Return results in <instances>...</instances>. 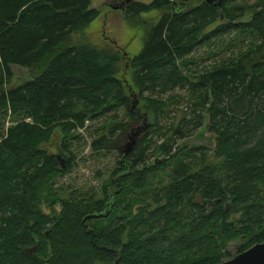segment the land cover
<instances>
[{
    "label": "trees",
    "instance_id": "obj_1",
    "mask_svg": "<svg viewBox=\"0 0 264 264\" xmlns=\"http://www.w3.org/2000/svg\"><path fill=\"white\" fill-rule=\"evenodd\" d=\"M229 1L221 9L207 0L126 6L130 19L164 11L133 60L139 96L151 105L144 113L116 76L119 53L70 44L73 34L100 16L91 0H0V264H175L173 251H163L168 245L192 255L183 264H221L232 257V242L240 241V253L264 243V0L238 8H228ZM247 14L250 21L243 20ZM202 48L209 56L198 59L195 51ZM16 68L34 75L7 88ZM170 107L184 111L171 127L176 139L193 136L208 119L207 129L216 135L213 160L204 147L174 152L173 138L153 148L147 133L166 140L158 122ZM120 110L130 124L118 122ZM152 112L157 121L151 124ZM100 119L95 151L111 150L105 145L117 131L122 141L149 123L157 130H148L128 155L121 152L109 182L117 189L107 200L77 192L64 196L57 182L72 171L71 144L81 141L79 131L88 121ZM57 131L65 167L43 147ZM149 150L166 157L149 166ZM163 174L169 182L157 207L150 209L143 195H121L144 194L152 176ZM118 200L133 222L119 217ZM57 203L64 206L58 214ZM114 212L116 230L103 227ZM95 213L108 216L84 222ZM233 214L241 216L231 219ZM127 227L137 237L130 235L119 250ZM32 247L36 252L29 254Z\"/></svg>",
    "mask_w": 264,
    "mask_h": 264
},
{
    "label": "rangeland",
    "instance_id": "obj_2",
    "mask_svg": "<svg viewBox=\"0 0 264 264\" xmlns=\"http://www.w3.org/2000/svg\"><path fill=\"white\" fill-rule=\"evenodd\" d=\"M125 0H91V8H96L100 11V16L87 28L84 30L73 34L70 38V44L73 45H80V46H89L94 47L96 49H111L116 53L120 54V61L115 65L116 68V76L122 80L123 84L126 87V93L128 96L131 97V102L137 99L139 100V108L142 110L141 112L146 113L147 109L151 108V105L147 103L146 100L141 99L140 95V88L137 86L135 76H136V69L133 67V60L134 58L143 50L146 40L149 37V34L154 27V25L159 21L161 16L163 15L164 11L162 10H153L148 13H143L141 16L130 19L126 16V11L122 9H115V6L121 5ZM135 2H143V3H151L154 0H134ZM259 0H236L231 3V0L227 3L228 8L234 7L238 8L243 6L244 4L248 6L256 5ZM225 0L223 1V6ZM222 6V8H223ZM233 9V8H232ZM252 18L251 14H247L243 20L244 21H250ZM215 28L214 26H211L207 29V31L212 30ZM229 37H233L230 35ZM225 49V46L223 50ZM207 51L206 48L198 49L195 51L198 53V59L200 58H206L209 55H204ZM213 62V59H209L207 61L208 64ZM34 74H32L29 70L26 69H15V77L7 84V88H11L15 84H18L22 81L29 80ZM183 94V93H180ZM136 95V97H135ZM184 111L182 110H174L170 107L167 108L165 112V117L161 119L159 118V126H161L163 129L160 130L162 133H168V135L165 137L166 140L160 138V133L154 134L151 132L147 133V137L149 140H153V148L157 145H163L169 139L173 138L174 143V152L178 150H185L186 148H198V147H204L205 149H208L210 160L214 159V148L216 144V135L209 132L207 129L208 125V119L205 120V125L200 130H198L193 136L186 137V138H174L172 135L173 129L178 126L179 119L183 116ZM151 119L150 122L155 123L157 121L156 119V113H151ZM144 122L143 120H141ZM118 122L122 125H128L130 124V119L126 115L125 111L120 110ZM148 125V128L146 131H143L138 138L137 143L134 145V149L137 148V146L140 144L141 138L145 137L144 134L148 130H157V128H152V125ZM11 125V121H7L6 128H8ZM103 126V120L100 119L99 121H96L94 123H91L88 121L87 123V129H81L79 133L81 134V141L79 142H73L72 145V153L75 156L76 160L74 161L72 171L69 175L59 178L57 184H60L63 189L66 191L64 193V196H68L71 192H77V194H96V198H100V201H104L108 199V196L117 189V187H114L110 185V177L113 173L114 169L118 165V161L123 158V155L121 152L125 153L128 150V144L132 141L130 138V135L126 136L125 138H122V141H119L120 139V133L121 131L116 132V137L114 140H109V145L105 146H112L113 148L111 150L107 149H101V150H94L92 146L93 139L96 137V131L100 129V127ZM174 126L173 129L171 127ZM120 127V126H119ZM90 135L92 136H89ZM107 133V130L100 131V134ZM151 133V134H150ZM146 135V134H145ZM153 135V136H152ZM142 136V137H141ZM62 138L63 135L57 131L51 141H49L47 144H44L43 147L51 154H55V156H60V162L65 163L67 162V156L60 153V148L62 144ZM84 138V139H83ZM147 139V140H148ZM123 150V151H122ZM188 150V149H187ZM147 153L150 155V160L148 165H153L155 161H162L166 157L163 152L157 151L156 154L154 153V150H149ZM126 154V153H125ZM128 155V154H126ZM170 171V169H168ZM164 176V177H163ZM163 176H152L150 183L151 185H148L144 187L145 193L142 194L140 190H137V192L134 193H122V196L130 197L134 195L135 197H141V195L144 196V198H147L145 200H141L142 202H146L147 206L152 209L154 207H157L156 202L160 198V191H162L169 182V178L167 175L163 174ZM59 186V185H58ZM57 186V187H58ZM128 185H125V188H128ZM121 188V187H119ZM118 188V189H119ZM109 194V195H108ZM139 204V203H137ZM117 205L119 207V213H121V216L125 215L129 218L126 219L129 222H133L134 218L130 214L127 215L128 212H124V207L122 203H120V200H118ZM43 209L46 210L45 212L48 215L54 216V213H52L51 209L47 208L48 206L43 204ZM139 205H135L133 208L134 212L137 213L139 209ZM55 209H57V214L60 212H63L64 206L62 204L57 203ZM231 208L229 205H227L226 211H230ZM52 213V214H51ZM115 215L112 217H109L106 219L105 223L103 224V227H107L108 225L113 227V230H116V226L113 224H116V217L118 214L114 212ZM241 214H233L231 219H238L240 218ZM56 217V216H54ZM58 218V215L56 219ZM86 218V217H85ZM91 220V221H90ZM88 224L95 223L92 221V219H88L84 222H88ZM121 225L123 224L122 221H120ZM120 225V224H119ZM51 227V225H49ZM94 226V225H93ZM127 231H124V233L121 232V241L124 242L121 248L119 250H122L127 243H129L130 235H134V237H137L135 235V232L129 230L127 227ZM90 230V229H89ZM157 231H154L153 234H155ZM152 234L151 232L145 233L146 235ZM47 235V234H46ZM49 235V234H48ZM174 235L178 236L179 232H176ZM162 236V235H161ZM175 237V236H174ZM240 241H235L229 244L228 251L231 253L232 257H228L224 259V261L231 260L237 254L240 252ZM33 248V247H32ZM173 251L174 255L177 257L175 264H183L185 261L189 262L193 260V257L191 254L185 253L181 254L180 251L176 249H172L170 245L166 246L163 251L165 253L170 251ZM36 252V248L34 253ZM33 253V254H34ZM219 251H213L212 254L216 255ZM93 264H103L100 259L94 260Z\"/></svg>",
    "mask_w": 264,
    "mask_h": 264
},
{
    "label": "water",
    "instance_id": "obj_3",
    "mask_svg": "<svg viewBox=\"0 0 264 264\" xmlns=\"http://www.w3.org/2000/svg\"><path fill=\"white\" fill-rule=\"evenodd\" d=\"M134 0H125L121 5L115 6V9L124 10L127 5L131 4ZM224 0H207L208 4L213 6L214 8L221 9ZM131 136L132 141L128 144V150L126 153L131 152L134 149V145L137 143L139 134L137 132H133ZM61 156V155H60ZM60 156L58 159L60 160ZM63 167H65V163H61ZM212 204V203H210ZM104 216H108V213L105 214H94L87 216L84 221L92 218H102ZM47 235L49 232L46 233ZM29 254H33L35 251V247L26 249ZM221 264H264V243L256 244L245 252L238 253L237 256L232 258L231 260L225 261Z\"/></svg>",
    "mask_w": 264,
    "mask_h": 264
},
{
    "label": "flooded vegetation",
    "instance_id": "obj_4",
    "mask_svg": "<svg viewBox=\"0 0 264 264\" xmlns=\"http://www.w3.org/2000/svg\"><path fill=\"white\" fill-rule=\"evenodd\" d=\"M142 127V126H141ZM148 127H145L144 129L140 128L138 129L137 133L140 135L143 131H146ZM131 138V136H130ZM123 151V150H122ZM126 154H129V153H126Z\"/></svg>",
    "mask_w": 264,
    "mask_h": 264
},
{
    "label": "bare ground",
    "instance_id": "obj_5",
    "mask_svg": "<svg viewBox=\"0 0 264 264\" xmlns=\"http://www.w3.org/2000/svg\"><path fill=\"white\" fill-rule=\"evenodd\" d=\"M96 214V213H95ZM54 218H56V217H54Z\"/></svg>",
    "mask_w": 264,
    "mask_h": 264
}]
</instances>
